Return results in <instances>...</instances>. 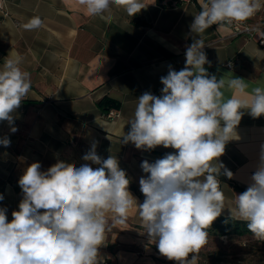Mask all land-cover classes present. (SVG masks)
I'll list each match as a JSON object with an SVG mask.
<instances>
[{
	"label": "crops",
	"instance_id": "0c3cea01",
	"mask_svg": "<svg viewBox=\"0 0 264 264\" xmlns=\"http://www.w3.org/2000/svg\"><path fill=\"white\" fill-rule=\"evenodd\" d=\"M146 6L134 16L122 7L109 6L112 19L89 16L78 0H4L0 9V70L5 60L22 57L20 68L30 73L31 88L13 113L16 132L7 121H0V139L7 137L10 146L0 145V208H6L9 222L19 210L23 192L18 181L34 162L46 171L58 161L80 167L89 164L83 156L96 144V153L107 159L113 156L137 190L128 187L137 206L144 202L139 180L141 164L175 153L172 148L157 146L137 149L122 137L130 130L137 98L145 92L160 96V81L170 69L185 67V52L194 39H203L209 75L217 79L241 78L251 92L264 87V8L248 21L256 29L252 36L234 34L230 26L213 25L201 34L192 33L190 25L201 11L203 0L178 3L176 0H141ZM264 3V0H262ZM43 20L39 29L27 31L22 25L32 17ZM147 24H135L133 19ZM233 62L232 67L225 65ZM224 98L234 93L223 89ZM109 96L120 101L109 117L98 101ZM238 98H243L242 96ZM244 112L236 132L239 139L226 144L218 158L233 173L223 175L220 190L224 193L221 214L231 216L236 196L242 192L231 181L247 189L260 162L264 145V115L253 118ZM212 163L217 165V161ZM203 179V177H200ZM43 211V210H41ZM111 224L112 214H106ZM103 264H177L162 256L143 227L139 209L128 212L125 224H116L106 232L99 249ZM191 257H189L190 259ZM198 264H201L198 262Z\"/></svg>",
	"mask_w": 264,
	"mask_h": 264
},
{
	"label": "clouds",
	"instance_id": "9594fccd",
	"mask_svg": "<svg viewBox=\"0 0 264 264\" xmlns=\"http://www.w3.org/2000/svg\"><path fill=\"white\" fill-rule=\"evenodd\" d=\"M78 3L89 16L106 21L112 19L105 15L111 4L124 8L129 16L146 7L141 0ZM262 8V0H203L190 29L201 34L213 25L244 22ZM42 26L43 20L34 16L22 28L32 31ZM205 46L203 39L193 40L185 52V67L170 69L160 78V96L145 92L137 98L130 130L122 142L143 150L157 146L176 150L153 163L142 162L143 172L150 174L139 180L144 202L137 206L126 172L115 157L102 159L96 144L83 156L100 165L95 169L58 161L41 171V164L34 162L18 181L23 199L19 210L12 212L11 222L7 209L0 208V264H103L99 249L106 232L125 224L133 207L139 209L143 227L162 256L177 264H198L207 229L224 209L218 179L221 169L233 178L218 158L228 142L239 139L236 127L242 110L253 118L264 115V87L249 93L248 83L241 78L226 81L209 75L204 67L210 66ZM21 62L19 55L8 58L0 70V121H7L13 133L17 128L12 113L31 88L30 73L21 70ZM225 88L233 91L231 98H224ZM0 145L10 146V140L0 139ZM230 211L233 219L247 222L254 239L264 241V145L251 183L236 196V208ZM107 213L112 214L111 224Z\"/></svg>",
	"mask_w": 264,
	"mask_h": 264
},
{
	"label": "rangeland",
	"instance_id": "374dc122",
	"mask_svg": "<svg viewBox=\"0 0 264 264\" xmlns=\"http://www.w3.org/2000/svg\"><path fill=\"white\" fill-rule=\"evenodd\" d=\"M198 256L201 264H264V242L253 236L209 237Z\"/></svg>",
	"mask_w": 264,
	"mask_h": 264
},
{
	"label": "trees",
	"instance_id": "16d2710c",
	"mask_svg": "<svg viewBox=\"0 0 264 264\" xmlns=\"http://www.w3.org/2000/svg\"><path fill=\"white\" fill-rule=\"evenodd\" d=\"M133 22L135 24H141L145 25L147 22L144 19L140 18H135L133 19ZM98 106L99 108L106 112L107 110L111 108H119L120 107V101L117 99H114L109 96H104L98 101ZM127 177V176H126ZM129 180V179H128ZM233 186L240 190L242 193L246 191L243 187L238 185L236 182L231 181ZM129 188L133 190H137L135 185L129 181ZM145 199V198H144ZM208 232V238L213 237V238H221V237H227V238H232L235 236H245V237H250L252 236V233L249 231L247 227V222L242 221V220H236L233 219L232 216H226L221 214L212 224L211 226L207 229ZM264 242V241H262ZM219 259V258H217Z\"/></svg>",
	"mask_w": 264,
	"mask_h": 264
},
{
	"label": "built area",
	"instance_id": "2783aa9c",
	"mask_svg": "<svg viewBox=\"0 0 264 264\" xmlns=\"http://www.w3.org/2000/svg\"><path fill=\"white\" fill-rule=\"evenodd\" d=\"M190 0H176V2L178 3H182V2H188ZM4 8V0H0V9ZM228 26L231 27V29L233 30L234 34H244L247 36H252V34L254 33V30L256 29V27L251 24V22H249L248 20L244 21V22H233L231 24H226ZM264 41V40H262ZM226 66L228 67H232L233 62L231 60L227 61L225 63ZM115 113V111L113 109H109L106 112V115L111 117L113 116V114Z\"/></svg>",
	"mask_w": 264,
	"mask_h": 264
}]
</instances>
